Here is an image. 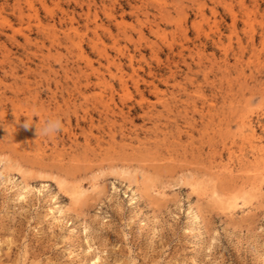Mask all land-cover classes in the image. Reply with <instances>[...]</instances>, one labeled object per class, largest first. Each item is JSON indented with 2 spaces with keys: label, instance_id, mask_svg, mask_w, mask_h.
Listing matches in <instances>:
<instances>
[{
  "label": "rangeland",
  "instance_id": "obj_1",
  "mask_svg": "<svg viewBox=\"0 0 264 264\" xmlns=\"http://www.w3.org/2000/svg\"><path fill=\"white\" fill-rule=\"evenodd\" d=\"M0 264H264V0H0Z\"/></svg>",
  "mask_w": 264,
  "mask_h": 264
},
{
  "label": "clouds",
  "instance_id": "obj_2",
  "mask_svg": "<svg viewBox=\"0 0 264 264\" xmlns=\"http://www.w3.org/2000/svg\"><path fill=\"white\" fill-rule=\"evenodd\" d=\"M32 124L25 123V127H30ZM63 124L59 118L49 119L45 122V126L41 132V129L37 126L38 136L43 134L45 136H52L62 130Z\"/></svg>",
  "mask_w": 264,
  "mask_h": 264
},
{
  "label": "bare ground",
  "instance_id": "obj_3",
  "mask_svg": "<svg viewBox=\"0 0 264 264\" xmlns=\"http://www.w3.org/2000/svg\"><path fill=\"white\" fill-rule=\"evenodd\" d=\"M180 54H181V52H180ZM109 59V58H108ZM132 61V60H131ZM86 77V76H85ZM123 79V78H122Z\"/></svg>",
  "mask_w": 264,
  "mask_h": 264
}]
</instances>
